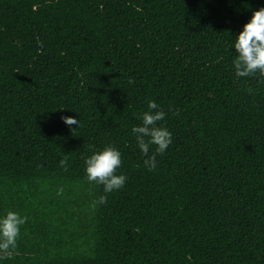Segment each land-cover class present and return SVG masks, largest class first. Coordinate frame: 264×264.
<instances>
[{
  "label": "trees",
  "instance_id": "trees-1",
  "mask_svg": "<svg viewBox=\"0 0 264 264\" xmlns=\"http://www.w3.org/2000/svg\"><path fill=\"white\" fill-rule=\"evenodd\" d=\"M260 7L0 0V218L27 217L0 264H264V76L232 66ZM150 100L172 134L151 171ZM109 145L127 180L104 193L84 159Z\"/></svg>",
  "mask_w": 264,
  "mask_h": 264
},
{
  "label": "clouds",
  "instance_id": "clouds-1",
  "mask_svg": "<svg viewBox=\"0 0 264 264\" xmlns=\"http://www.w3.org/2000/svg\"><path fill=\"white\" fill-rule=\"evenodd\" d=\"M233 47L236 55L232 66L237 77H252L256 74L264 76V7L252 12L251 18L236 35ZM133 82L129 80V83ZM147 109L142 114V124L133 127L132 132L135 134L138 148L145 157L143 163L151 171L156 167L157 155H163L171 144L172 134L158 123L165 119L164 110L151 100L148 101ZM61 119L68 126H79V120L73 117ZM152 146H155V149L150 153ZM84 165L87 180L102 185L104 193L119 190L126 183L127 177L117 174L122 160L120 151L113 146H105L102 150L95 151L84 159ZM59 166L67 170V157L59 160ZM57 194L62 195L63 189H59ZM97 204H107V196H100L93 203V207ZM26 222V216L14 211H7L0 218V259L11 258L17 247L21 226Z\"/></svg>",
  "mask_w": 264,
  "mask_h": 264
}]
</instances>
